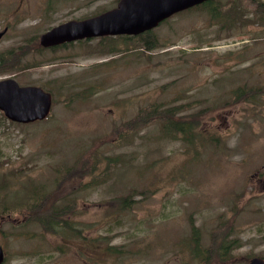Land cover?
<instances>
[{
    "label": "rangeland",
    "instance_id": "rangeland-1",
    "mask_svg": "<svg viewBox=\"0 0 264 264\" xmlns=\"http://www.w3.org/2000/svg\"><path fill=\"white\" fill-rule=\"evenodd\" d=\"M191 8L142 37L44 49L42 33L89 9L0 0V53L25 46L21 62L39 63L0 79L52 98L43 120L0 111V212L59 197L28 219L0 215L4 264L264 257V0ZM55 211L61 234L38 221Z\"/></svg>",
    "mask_w": 264,
    "mask_h": 264
},
{
    "label": "water",
    "instance_id": "water-1",
    "mask_svg": "<svg viewBox=\"0 0 264 264\" xmlns=\"http://www.w3.org/2000/svg\"><path fill=\"white\" fill-rule=\"evenodd\" d=\"M203 0H121L118 7L84 21L60 24L40 36L44 47L77 39L114 34H137L155 27L171 14ZM3 32H0V37ZM51 108V95L38 86H19L12 77L0 80V110L11 121L42 120ZM4 253L0 246V264ZM248 264H264L253 258Z\"/></svg>",
    "mask_w": 264,
    "mask_h": 264
},
{
    "label": "trees",
    "instance_id": "trees-1",
    "mask_svg": "<svg viewBox=\"0 0 264 264\" xmlns=\"http://www.w3.org/2000/svg\"><path fill=\"white\" fill-rule=\"evenodd\" d=\"M232 18H234V12L232 13ZM30 41V40H29ZM29 45V44H28ZM27 46V45H26ZM31 50L30 48H27L25 46L18 47L17 49H11L10 52L0 53L2 56H0V75L2 73H9V71L18 69L23 70L30 66H36L39 65L37 62L32 63H22L21 60L23 58V55ZM32 50H38V49H32ZM99 50V49H98ZM30 52V51H29ZM166 124L170 126L172 130H175L176 132L184 130V127H182L181 124H176L172 127V124L166 121ZM78 162H81L82 165H84L83 160H78ZM74 173H77L75 171ZM80 176L83 174L82 172H79ZM60 187H58L59 189ZM59 200V197L56 195L55 192L50 193L48 197V201L46 202L43 198H41L39 201L35 202V205H32V200L28 201L25 205H22L20 207H16L12 210H6L3 212H0V214L7 216L10 212L17 211L20 214H22L23 217H29V214L31 211L39 210L41 207H43L45 204V207L48 206L49 203L55 204ZM2 210L6 209L5 205H2ZM59 213L57 211L53 212L51 215L47 216L45 219H39L41 226L43 227L44 231L61 234L65 231V227L63 226L61 221L59 220ZM231 246L230 242L227 243H221V249L222 252H226ZM203 253L202 251H195V255L198 256L199 254Z\"/></svg>",
    "mask_w": 264,
    "mask_h": 264
},
{
    "label": "flooded vegetation",
    "instance_id": "flooded-vegetation-1",
    "mask_svg": "<svg viewBox=\"0 0 264 264\" xmlns=\"http://www.w3.org/2000/svg\"><path fill=\"white\" fill-rule=\"evenodd\" d=\"M69 1H71V0H61V1L54 3V2H52V0H44V3L46 5V10L48 7H50V8H55L57 6L66 7L67 5L71 6V8L74 10H79L80 12L83 11V8L89 9V12L78 14V15H80V17L69 19V20L79 21V20L90 19V18L99 16L101 14H104L110 10H113L119 5L121 0H73L77 3L76 6L71 5L73 3L69 2ZM77 7H78V9H77ZM78 15H75V16H78ZM148 32L149 31H146V32L136 34V35L135 34L105 35V36L96 37L95 39L101 40V39H108V38H114V37H126V38L142 37L144 34H147ZM80 41H84V39L77 40L74 43L80 42ZM126 41H128V40H126ZM95 45L98 46L97 43H95Z\"/></svg>",
    "mask_w": 264,
    "mask_h": 264
},
{
    "label": "bare ground",
    "instance_id": "bare-ground-1",
    "mask_svg": "<svg viewBox=\"0 0 264 264\" xmlns=\"http://www.w3.org/2000/svg\"><path fill=\"white\" fill-rule=\"evenodd\" d=\"M255 6V5H254ZM226 39V38H225ZM248 258V257H247Z\"/></svg>",
    "mask_w": 264,
    "mask_h": 264
}]
</instances>
